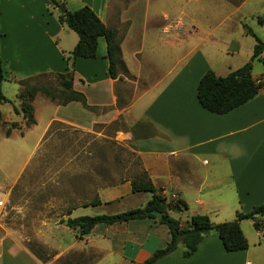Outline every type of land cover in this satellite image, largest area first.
I'll return each mask as SVG.
<instances>
[{
  "label": "crops",
  "instance_id": "obj_1",
  "mask_svg": "<svg viewBox=\"0 0 264 264\" xmlns=\"http://www.w3.org/2000/svg\"><path fill=\"white\" fill-rule=\"evenodd\" d=\"M59 1L67 11L89 7L105 26L117 31L123 63L117 78L109 76L103 37L98 39L95 58L76 59L69 67V53L78 38L58 22L61 11L49 0H0L5 26L0 42L4 81L12 79L17 83L67 70L72 73L73 90L84 94L87 104L109 107L117 104V87L127 80L124 73H128L144 82L130 107L135 119L141 121L133 138L139 166L167 200L181 199L187 206L182 212L170 211L172 218L185 224L191 216L207 215L212 223L219 224L233 221L239 213H249L264 202V83L253 99L224 115L207 112L196 98L198 81L206 71L224 77L243 66L247 58L251 60L255 40L247 39L250 36L244 25L264 43L257 32H264V24L258 23L259 18H264V0H211L213 4L209 6L202 0ZM191 7L214 8L217 15L207 19L213 27L204 32L201 18L186 15ZM245 41L249 43V53L245 60L231 66L240 57ZM12 49L20 56H16V66L7 74L4 65ZM31 55L38 56L37 63L30 62ZM211 56H216L219 63ZM25 57L27 66H20ZM255 60L261 65L254 73ZM255 60L251 76L263 79L264 52ZM19 104L18 101V110ZM32 107L35 124L29 127L24 125L21 112L5 115L18 126L11 129L8 137H0L4 140L0 144V185L17 181L54 122L86 130L95 121L94 114L78 102L61 106L42 98L34 99ZM37 110L44 115L39 116ZM1 115L4 117L2 112ZM26 136L33 138L29 148ZM5 141L24 154L11 178ZM122 186L125 194L117 190ZM136 196L145 203L151 198L147 192L133 193L131 180L123 181L99 190L97 205L74 208L69 218L80 208L102 209L124 197ZM80 213L75 218L86 216ZM252 223L240 222L248 243L244 251L227 253L217 235L209 234L191 256L183 258L179 248L155 264H264V230L261 234ZM98 230L101 233L95 237ZM78 240L82 245L77 251L86 252L83 261L87 264H142L169 242L170 235L164 225L146 219L105 227L98 224ZM3 242L0 240V264H45L27 248L10 245L5 251ZM74 244L58 251L76 250Z\"/></svg>",
  "mask_w": 264,
  "mask_h": 264
},
{
  "label": "rangeland",
  "instance_id": "obj_2",
  "mask_svg": "<svg viewBox=\"0 0 264 264\" xmlns=\"http://www.w3.org/2000/svg\"><path fill=\"white\" fill-rule=\"evenodd\" d=\"M202 1L207 2L206 6L213 4L211 0ZM215 11L212 7L204 9L191 7L186 10V15L201 18L206 23L203 25L204 32H206V29L209 30L213 27L207 19L216 16ZM4 27V15L0 9V42L4 39ZM252 28L256 29L255 26ZM257 32L258 36L264 40V32ZM249 36L250 38L247 39L253 41V37ZM248 53L249 43L245 41L242 44L240 57H236L231 66L245 60ZM17 55L12 49L10 59L5 60L4 69L7 74L15 68ZM211 59L216 64L219 63L216 56H211ZM29 60L33 64L37 63L38 56L31 55ZM27 61V57L21 59L20 66L26 64ZM245 62L248 63L250 60L247 58ZM253 65L255 73L261 62L255 60ZM124 76L127 80L124 83L120 82L117 87L118 99L115 106H91L86 101L88 108H84L95 116L91 129L85 130L61 122H54L17 181L0 185V189L7 196L5 208L0 213V240L4 241L5 251L10 245H13L17 248H27L44 260L45 264H87L83 261L86 252L84 250L77 251L82 243H79L75 233L66 227L65 222L69 219V213L74 208L96 200L99 190L112 187L123 181L136 179L141 172L133 147L134 132L136 134L141 121L135 119L130 107L136 95L143 90L144 82L129 76L128 73H124ZM10 80L3 81L1 86L2 93L9 102L0 106L4 115L0 118V137L5 136L6 129L10 128L8 125L12 123L5 115L9 113L13 116L15 115L14 108L18 109L17 93L19 91L27 92L33 86H37L49 88L56 96L62 94V89L56 81V74L33 77L29 83L23 84L22 87L17 84L19 81L15 83ZM42 98L48 97L41 92H36L34 99ZM52 102L57 104L56 101ZM116 110L119 111L118 114H116ZM37 111L39 116L44 115L39 110ZM105 115L108 117L106 118ZM32 140L33 138L28 139L26 136L24 141H27L28 148L31 146ZM3 141L0 138V144ZM5 142L7 143L6 150L9 156L7 163L11 178L12 174L18 170L16 163L23 161L24 154H19L16 148L9 146V142ZM117 190L122 192L121 194H125L123 186ZM141 200H143L141 196H136L133 199L124 197L122 201L116 202L110 207L80 208L72 218L78 216L77 214L80 215V212L86 216L123 213L144 207L146 203ZM100 233L98 230L93 235L96 237ZM42 240L46 244H53L54 248L43 245ZM73 243H75L73 246L76 250L73 249L65 253L58 251L70 248L69 246ZM89 255H92V252H89ZM59 256L61 257L59 258ZM92 258L89 259L92 261Z\"/></svg>",
  "mask_w": 264,
  "mask_h": 264
},
{
  "label": "trees",
  "instance_id": "obj_3",
  "mask_svg": "<svg viewBox=\"0 0 264 264\" xmlns=\"http://www.w3.org/2000/svg\"><path fill=\"white\" fill-rule=\"evenodd\" d=\"M49 1L56 8L61 4L59 0ZM57 20L61 25L73 31L78 38L76 45L69 53L70 68L73 67L76 59L95 58L98 39L103 37L106 42L109 76L112 79L117 78L118 69L123 67V63L121 61L119 38L116 30L105 26L87 6L74 11L64 10V12H59ZM258 23L263 25L264 18H259ZM243 28L255 40L250 62L231 71L224 77L217 76L213 71L208 70L198 81L196 87L197 102L201 108L211 114L224 115L229 113L253 99L262 88L263 83H257L252 78L251 69L252 61L264 52V43L247 26L244 25ZM4 80L0 55V104L9 102L1 90ZM30 80L31 78L19 81L18 85L22 87L23 84L29 83ZM56 81L62 89L60 96H56L49 88L37 86H33L30 91L24 92L21 90L17 93V100L20 102V106L19 110L14 108V114L17 115L21 112L26 127L35 124L32 102L36 92H41L51 101H56L61 106L71 102H78L83 107L88 108L85 96L73 90L71 71L66 70L63 74H56ZM1 116L0 112V118ZM17 126L16 123H11V127L5 131V136L8 137L11 129ZM131 191L133 193H150L151 198L142 208L128 210L115 215L69 218L66 222V227L75 231L77 239H82L98 224L112 225L135 220H154L167 228L170 240L162 249L154 251L142 264H155L158 260L179 248H182V257L187 258L196 252L198 245L209 234L217 235L223 249L227 253L244 251L247 249L248 243L240 228V222L243 220H252L256 217L257 220L252 223L253 228L258 232L264 230V202L255 206L249 213H239L236 219L230 222L214 224L207 215H195L189 217L185 224H181L178 220L172 218L169 212L184 211L187 208L185 202L181 199L167 200L160 193V190L154 187L144 171L141 170L139 176L131 180ZM98 203L99 201L96 199L85 204V206L97 205ZM152 212L160 213V218L156 219Z\"/></svg>",
  "mask_w": 264,
  "mask_h": 264
},
{
  "label": "built area",
  "instance_id": "obj_4",
  "mask_svg": "<svg viewBox=\"0 0 264 264\" xmlns=\"http://www.w3.org/2000/svg\"><path fill=\"white\" fill-rule=\"evenodd\" d=\"M256 82L257 83H264V78L263 79H257ZM6 202H7L6 193L3 190L0 189V213L5 208ZM260 233L262 234L263 231H260Z\"/></svg>",
  "mask_w": 264,
  "mask_h": 264
},
{
  "label": "water",
  "instance_id": "obj_5",
  "mask_svg": "<svg viewBox=\"0 0 264 264\" xmlns=\"http://www.w3.org/2000/svg\"><path fill=\"white\" fill-rule=\"evenodd\" d=\"M58 7H59V10H60L61 12H64L63 5H59ZM152 214L154 215V217H155L156 219H159L160 216H161L160 213H156V212H152ZM256 220H257V218L254 217L251 221H252V222H255ZM65 223H66V222H65Z\"/></svg>",
  "mask_w": 264,
  "mask_h": 264
}]
</instances>
